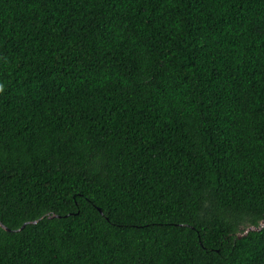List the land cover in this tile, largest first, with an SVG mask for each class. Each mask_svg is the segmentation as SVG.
<instances>
[{"label": "trees", "instance_id": "1", "mask_svg": "<svg viewBox=\"0 0 264 264\" xmlns=\"http://www.w3.org/2000/svg\"><path fill=\"white\" fill-rule=\"evenodd\" d=\"M0 264H264V0H0Z\"/></svg>", "mask_w": 264, "mask_h": 264}, {"label": "water", "instance_id": "2", "mask_svg": "<svg viewBox=\"0 0 264 264\" xmlns=\"http://www.w3.org/2000/svg\"><path fill=\"white\" fill-rule=\"evenodd\" d=\"M36 223V222H35ZM35 223H33V224H35ZM25 227V225L22 227V229Z\"/></svg>", "mask_w": 264, "mask_h": 264}]
</instances>
